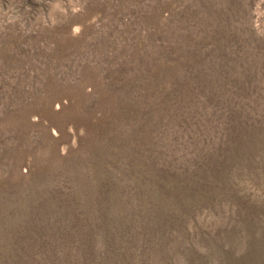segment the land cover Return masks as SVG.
Segmentation results:
<instances>
[{
	"label": "rangeland",
	"instance_id": "374dc122",
	"mask_svg": "<svg viewBox=\"0 0 264 264\" xmlns=\"http://www.w3.org/2000/svg\"><path fill=\"white\" fill-rule=\"evenodd\" d=\"M0 264H264V0H0Z\"/></svg>",
	"mask_w": 264,
	"mask_h": 264
}]
</instances>
